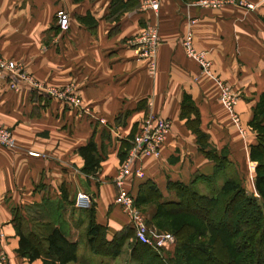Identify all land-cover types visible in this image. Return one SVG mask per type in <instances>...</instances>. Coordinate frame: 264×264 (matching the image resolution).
I'll list each match as a JSON object with an SVG mask.
<instances>
[{
    "label": "crops",
    "instance_id": "1",
    "mask_svg": "<svg viewBox=\"0 0 264 264\" xmlns=\"http://www.w3.org/2000/svg\"><path fill=\"white\" fill-rule=\"evenodd\" d=\"M124 1L117 10L113 0H0V57L28 76L0 71V125L17 139L14 149L0 145V251L15 264H42L18 252L15 207L35 206L37 217L63 218L74 227L83 213L71 210L69 202L89 188L97 221L108 226L109 238L130 225L115 202L114 178L122 141L135 136L150 113L171 120L172 127L160 154L144 157L145 179L131 174L125 180L134 195L150 180L161 201H177L169 181L191 184L200 174L213 175L211 149L219 156L228 153L244 184L247 161L253 162L251 146L258 141L251 121L264 94V0H227L217 8L185 0H151L158 8L148 0ZM62 9L70 15L67 31L57 25ZM149 26L160 34L154 57L137 41ZM187 26L196 50L211 63L209 72L187 53ZM153 60L155 74L149 72ZM221 84L237 95L242 124L253 130L248 141L220 103ZM186 96L199 111L198 127L209 135L204 146L189 125L196 115L183 116ZM93 137L105 160L96 175H87L78 148ZM197 187L212 193L205 183ZM58 207L66 208L62 215ZM81 219L80 242L86 238L88 246V222ZM131 248L128 240L118 258L102 264H125Z\"/></svg>",
    "mask_w": 264,
    "mask_h": 264
},
{
    "label": "trees",
    "instance_id": "2",
    "mask_svg": "<svg viewBox=\"0 0 264 264\" xmlns=\"http://www.w3.org/2000/svg\"><path fill=\"white\" fill-rule=\"evenodd\" d=\"M124 2L113 0V5L117 10H121L125 6ZM189 98L185 97L183 116L187 117L191 113L196 115L194 120H189V125L204 146L209 140V135L198 127L199 111L190 105ZM251 123L258 133L257 143L251 146V160L257 162L255 184L259 196L249 192L244 186L234 162L227 156L226 151L219 156L215 149H211L208 155L216 161L213 175L200 174L191 184L169 181L168 189L176 192L177 201H161V191L150 180L141 183L139 192L135 194L137 207L140 206L143 210L147 206L154 208L149 224L155 225L161 231L169 230L175 234L177 243L169 252L165 251L164 247L157 249L139 241L131 222L109 238L108 226L97 221L94 200L88 209L77 208L76 198L70 201L71 210H81V216L88 222L86 236L91 252L116 259L122 254L129 240L132 247L131 264H197L199 251L206 245L212 248L216 242L223 241L231 250L227 257L229 263L264 264V94L255 108ZM133 140L134 135H131L129 139L122 141L119 153L121 164L127 160L134 145ZM78 152L84 159L83 173L96 175L102 167L105 155L95 138L81 145ZM222 175L226 179L217 187L218 178ZM200 182L208 185L212 193H202L197 187ZM63 197L68 199L67 191L63 192ZM19 209L13 208V213L19 236L18 252L21 256L31 262L42 259V264H69L79 260L78 229L79 222L83 220L81 216L74 227L63 218L39 222L36 217L34 229L25 231L23 223L28 216L22 215ZM55 209L63 210L60 215L66 210L65 207ZM194 209L201 211L202 215L196 216ZM226 228H229L228 231ZM198 237H207L210 241L199 240Z\"/></svg>",
    "mask_w": 264,
    "mask_h": 264
},
{
    "label": "built area",
    "instance_id": "3",
    "mask_svg": "<svg viewBox=\"0 0 264 264\" xmlns=\"http://www.w3.org/2000/svg\"><path fill=\"white\" fill-rule=\"evenodd\" d=\"M224 0H200L198 4L202 7H211L221 5ZM149 5L153 8H158V2L148 0ZM57 25L62 31H67L70 27V15L65 10H59L57 12ZM192 33L187 26V33L184 38V45L187 48L189 56H193L194 50L191 47L190 40ZM137 41L144 45L146 49L145 54L150 57L156 56L157 48L159 45V35L156 26H149L138 37ZM195 57V56H194ZM204 56L198 58L201 61L202 67H204ZM154 59V58H153ZM155 60L150 63V71L152 73L156 70ZM8 70L12 74L18 73L19 76L28 79L25 72L21 71L19 66L14 61H7L0 57V71ZM15 86V84H12ZM229 95V94H228ZM235 94H230L226 99V106L230 109L236 104ZM73 100V99H72ZM74 101V100H73ZM235 118V117H234ZM235 120L238 122L240 117L236 115ZM172 122L169 119L158 116L155 113H150L142 122L137 134L134 136L133 147L131 148L127 160L124 162L121 172L118 176V184L121 186L120 194L117 197V202L121 203L124 207V212L128 215L131 224L133 225L136 238L144 244L152 246L154 248L168 247V244L174 242V235L168 231L157 230L156 227H152L148 224V218L139 210L136 206L134 199L128 194L126 188L123 186L127 177L131 174H136L140 178L145 177V172L142 167V161L145 156L159 155L162 146L167 140L168 133L171 130ZM0 142L6 145L13 144L14 138L11 132L6 128L0 126ZM33 156H38L37 152H30ZM93 204V198L91 194L79 191L76 195L75 206L79 209H88ZM0 264H14L8 254L4 251L0 252Z\"/></svg>",
    "mask_w": 264,
    "mask_h": 264
},
{
    "label": "rangeland",
    "instance_id": "4",
    "mask_svg": "<svg viewBox=\"0 0 264 264\" xmlns=\"http://www.w3.org/2000/svg\"><path fill=\"white\" fill-rule=\"evenodd\" d=\"M193 1H200V0H193ZM192 1V2H193ZM225 4H227V0H224V2L221 4V5H218V6H211V8H217V7H221V6H223V5H225ZM250 8H253L254 6L252 5V4H249L248 5ZM209 8V7H208ZM157 30H158V28H157ZM158 35H159V38H160V34H159V30H158ZM185 38V37H184ZM183 38V39H184ZM191 42H190V44H191V47L193 48V50H194V55L192 56V57H194L195 56V58H197L196 60L198 61V63H200L201 64V61H200V59H198V58H200V57H202V56H204L205 58H204V60H205V65H204V67L205 68H203L204 69V71L205 72H209V70H210V67H211V63H210V61L207 59V57H206V54H205V52H200V51H198V50H196V48H195V46H194V43H193V38L191 37V40H190ZM184 43V42H183ZM186 50H187V48H186ZM191 57V56H190ZM156 64V70H155V72L157 71V63H155ZM202 65V64H201ZM149 72L151 73V74H155V72L154 73H152L151 71H150V67H149ZM224 84V83H223ZM220 88H221V92H220V103H221V105L225 108V110L227 111V112H229V115H230V117H231V119H232V121H233V123H235V125H236V128H237V130H236V132L239 134V135H241V136H243V137H247V135H248V133L249 132H253V130H252V128H249L248 126H244L243 124H242V120H241V116H240V114L238 113V111H237V109H236V105H237V99H236V104L233 106V108H229V107H227L226 106V103H225V101H226V99L228 98V96L230 95V94H234V92H233V90L231 89V88H228L227 86H222V84L220 85ZM229 94V95H228ZM236 95V94H235ZM235 97H237V95L235 96ZM236 115H238L239 117H240V120L237 122L236 120H235V118H236ZM235 117V118H234ZM0 126H2V127H5V126H3V125H0ZM7 128V127H6ZM10 132H11V134H12V137L14 138V142H13V144H15V145H12V146H8V145H6V144H4V143H1L0 142V145L1 146H3V147H6V148H9V149H14V148H16L17 147V139H16V136H15V134H14V132L11 130V129H9V128H7ZM251 136H248L247 137V141L249 140V138H250ZM123 164H125V163H123ZM123 164H121L120 165V168H119V170H118V174H117V176H116V178H114V182H115V184H116V186H117V188H118V191H117V195H116V198H115V202L122 208V210H124V207L121 205V203H118L117 202V197H118V195L120 194V191H121V186L118 184V176H119V173L121 172V168H122V166H123ZM256 167H257V162H255V161H253V162H251L250 163V161L248 160L247 161V167H246V169L243 171V173H244V175H243V178H244V186L248 189V191L249 192H251V193H255V194H257V196H259V194H258V192H257V189H255L254 188V182H255V176H256ZM135 174V173H134ZM136 175V174H135ZM131 176V175H130ZM137 176V175H136ZM138 177V176H137ZM128 178V177H127ZM138 178H140V177H138ZM226 179V177L224 176V175H222L221 177H220V180L218 181L219 182V185L220 184H222V182L224 181ZM125 188H126V190H127V192H128V194L134 199V201H135V195H134V193H133V191H131V190H129L128 189V187H127V184H125V185H123ZM201 185H199V187H200ZM200 189V191L202 192V193H205L206 191L204 190V188L202 187V188H199ZM94 191V190H93ZM91 189H89V188H86L85 189V192H87V193H90V194H92L91 196H92V198H93V200H94V197H93V194H94V192H93ZM94 202H95V200H94ZM139 208V210H141V211H143V213L147 216V218L150 216L149 215V213L151 214V212H152V210L151 209H153V206H152V208L151 207H149V206H147V207H145L144 208V210L139 206L138 207ZM20 211H21V214L23 215V214H25V212H26V216H28L27 218H26V221L23 223V229L26 231V230H30V229H34V224H35V219H36V217H37V215L36 214H38V209L35 207V206H28V207H24V208H20L19 209ZM48 214H51V212L49 213L48 211H46ZM193 213L196 215V216H200V215H202L201 213V211H198V210H196V209H194V211H193ZM28 214V215H27ZM33 217V220H32V217ZM37 218H39V219H41V221L42 220H48V218L50 219V216L49 217H47V216H44L43 218H41V217H37ZM28 220V221H27ZM45 221V222H46ZM149 219H148V224H149ZM227 224V223H226ZM225 224V225H226ZM150 225V224H149ZM171 225V224H170ZM221 225H223V224H221ZM151 226L152 227H155V226H153V224H151ZM157 228V227H156ZM228 229L229 228H226L225 230L226 231H228ZM157 230L159 231V229L157 228ZM168 232H171V231H169V230H167ZM160 232H162V231H160ZM173 235H174V242L173 243H171L170 245L168 244V247H165L164 246V248H165V251H167V252H169V251H171V250H173V248L175 247V245H176V243H177V240H176V236H175V234L173 233V232H171ZM198 239L199 240H206V241H208L209 239L207 238V237H198ZM210 241V240H209ZM205 248V249H204ZM203 248V250L200 252H196L199 256L198 257H200L199 258V260L197 261V264H231V263H229V260H228V255L231 253V250L227 247V246H225V244H224V242L223 241H218V242H216L215 243V245L212 247V248H210L209 246H205ZM1 252V251H0ZM163 254H165V253H163ZM79 256L82 258V262L80 263V264H102V261L103 260H109V258L108 257H104V256H100V255H96V254H94L93 252H91L89 249H88V246L86 245V238L85 239H83V241L82 242H80V245H79ZM166 258H168L167 256H166V254L164 255ZM123 262H126L125 264H129L130 263V260L127 258V255H124L123 256ZM15 264V263H14ZM120 264V263H119Z\"/></svg>",
    "mask_w": 264,
    "mask_h": 264
}]
</instances>
